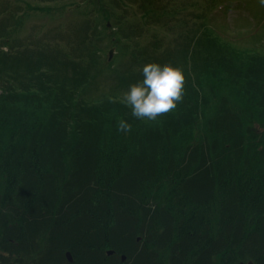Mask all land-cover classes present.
Here are the masks:
<instances>
[{
  "label": "trees",
  "instance_id": "trees-1",
  "mask_svg": "<svg viewBox=\"0 0 264 264\" xmlns=\"http://www.w3.org/2000/svg\"><path fill=\"white\" fill-rule=\"evenodd\" d=\"M82 23L58 49L4 48L0 27V264H264V51L202 27L132 52L128 66L170 64L186 81L176 109L142 120L116 94L140 69L99 92L98 27Z\"/></svg>",
  "mask_w": 264,
  "mask_h": 264
},
{
  "label": "rangeland",
  "instance_id": "rangeland-1",
  "mask_svg": "<svg viewBox=\"0 0 264 264\" xmlns=\"http://www.w3.org/2000/svg\"><path fill=\"white\" fill-rule=\"evenodd\" d=\"M95 2L105 8L106 19H102L105 14L98 15L95 5L92 9L88 8V4L81 0H0V27L9 30L8 38H1L4 41L3 47L8 45L6 42L9 40L16 46L23 42L32 48H61L60 45H64L63 33L71 28L86 27L82 22L89 18L96 23L98 32L92 33L91 30L86 40L98 47L96 57L102 68L104 66L100 75L99 92H107L118 86V80L114 78L116 74L126 78L139 69L142 73V67L127 64L132 52L140 54V58L151 57L154 53L174 46L176 41L181 42L184 34H189L192 29L211 27L230 47L240 48L243 53L253 51V48H258L260 53L264 51V7L260 6L258 0ZM82 4L84 5L81 6ZM163 7L167 11L162 10ZM117 24L121 28L115 30L118 37V41H115L109 27H116ZM187 25L189 28L186 30ZM90 27L93 26L89 25ZM112 29L114 31L115 28ZM83 30L84 28L80 32ZM37 37H41V41L32 42ZM76 43L78 39L74 44L77 48ZM260 57L264 58V54ZM123 67L129 68L126 70ZM122 80L130 83L129 78ZM130 86L118 89L117 96L122 99Z\"/></svg>",
  "mask_w": 264,
  "mask_h": 264
},
{
  "label": "clouds",
  "instance_id": "clouds-1",
  "mask_svg": "<svg viewBox=\"0 0 264 264\" xmlns=\"http://www.w3.org/2000/svg\"><path fill=\"white\" fill-rule=\"evenodd\" d=\"M258 2L264 7V0ZM142 74L143 80L132 84L122 98L131 106L133 117L155 121L183 102L186 81L182 69L170 64L148 63L143 66ZM131 130L130 123L123 119L119 121L118 131L129 133Z\"/></svg>",
  "mask_w": 264,
  "mask_h": 264
},
{
  "label": "water",
  "instance_id": "water-1",
  "mask_svg": "<svg viewBox=\"0 0 264 264\" xmlns=\"http://www.w3.org/2000/svg\"><path fill=\"white\" fill-rule=\"evenodd\" d=\"M111 55H112V51L110 50V51H109V58H111ZM109 252H110V251H109ZM66 255H67L68 258H70V254H69L68 252L66 253ZM241 264H243V263H241ZM247 264H254V263H253L252 261H248Z\"/></svg>",
  "mask_w": 264,
  "mask_h": 264
}]
</instances>
